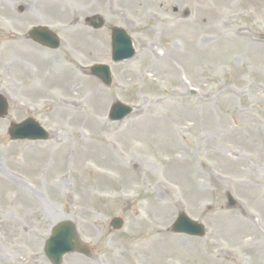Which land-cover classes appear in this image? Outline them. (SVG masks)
Segmentation results:
<instances>
[{
    "label": "rangeland",
    "instance_id": "1",
    "mask_svg": "<svg viewBox=\"0 0 264 264\" xmlns=\"http://www.w3.org/2000/svg\"><path fill=\"white\" fill-rule=\"evenodd\" d=\"M92 14L103 29L85 25ZM36 25L58 34V50L25 38ZM113 27L132 60L111 61ZM95 63L111 68L110 86L86 74ZM54 65L72 73L76 110L46 105L59 86L24 89L29 70ZM0 92V264H50L43 246L61 220L91 249L62 264H264V0H0ZM115 102L134 109L120 123L108 120ZM26 117L47 142L9 140ZM55 146L63 161L44 174L35 160ZM180 213L205 236L174 234Z\"/></svg>",
    "mask_w": 264,
    "mask_h": 264
},
{
    "label": "water",
    "instance_id": "2",
    "mask_svg": "<svg viewBox=\"0 0 264 264\" xmlns=\"http://www.w3.org/2000/svg\"><path fill=\"white\" fill-rule=\"evenodd\" d=\"M97 19V18H94ZM96 27L101 25V22H95ZM31 35L34 37L36 41L43 45H47L51 48H57L58 42L56 38L49 32L44 29L37 28L35 29ZM112 48H113V59L114 61H118L121 58H127L133 54L131 50V42L130 39L124 34V32L120 30H114L112 37ZM123 55V56H119ZM92 72L96 75L101 76V78L105 82H109V72L106 67L96 66L92 69ZM7 109V105L3 99L0 97V115H5ZM116 109V110H115ZM125 107L123 106H114L115 111L119 112V117L125 115L127 112L125 111ZM127 110V109H126ZM114 111V112H115ZM128 111V110H127ZM119 119V118H118ZM19 126H13L10 134L13 138L19 137H30L36 138L33 134L38 137H45V133L43 130L38 129L35 133L28 132L29 130L22 128H18ZM113 225L117 229L120 227L119 221L113 220ZM173 230L175 232H182L189 235H201V227L196 225L194 222L190 221L186 216L180 215L174 224ZM79 252L82 254H87L88 250L86 248L80 247L77 243V237L74 233L73 226L70 223L63 222L58 224L52 230V235L48 239L45 245V254L49 258V260L53 264H59L63 255L67 253Z\"/></svg>",
    "mask_w": 264,
    "mask_h": 264
},
{
    "label": "bare ground",
    "instance_id": "3",
    "mask_svg": "<svg viewBox=\"0 0 264 264\" xmlns=\"http://www.w3.org/2000/svg\"><path fill=\"white\" fill-rule=\"evenodd\" d=\"M57 3L53 2L52 6H56ZM257 44L252 43V42H248L244 48L245 51L247 52H252L254 54H258L260 53V50ZM55 66V65H54ZM58 69L62 70L63 73H58L56 72ZM53 71L50 73L44 72L42 70H37L34 74H32V76H30L29 74H26V78L28 80H36L35 82L32 83V85L28 88L29 93L30 94H35V95H39V94H43V91H46V89L51 85H56L59 86L61 88V90L63 91V97L59 98V102L60 105L64 108V109H69V110H76V105L73 103V101H75V97L73 94V87L71 85V81H72V73L69 69H64L63 67H57L55 66L53 69ZM75 92V91H74ZM64 103V104H63ZM70 103L71 105L67 104ZM66 104V105H65ZM52 107L57 108L58 105L57 104H53ZM68 110V111H69ZM71 112V111H70ZM72 113V112H71ZM57 149H54L53 151H51L50 153H45L42 155H39V157L35 160V162H37L38 164H41L42 162L45 163V166H48V163L50 160H54L56 157V163L55 165L57 166L58 163H61L63 161V153L61 151H56ZM49 170H47V168H41L40 170L44 171V174L49 172V171H53V168L55 166H48ZM118 170V168H117ZM118 171H122V169H119Z\"/></svg>",
    "mask_w": 264,
    "mask_h": 264
}]
</instances>
